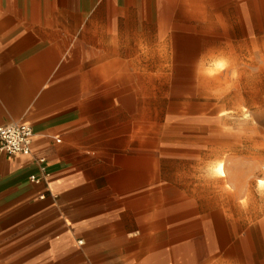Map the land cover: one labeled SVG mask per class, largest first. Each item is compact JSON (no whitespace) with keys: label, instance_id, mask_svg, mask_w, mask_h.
<instances>
[{"label":"crops","instance_id":"obj_1","mask_svg":"<svg viewBox=\"0 0 264 264\" xmlns=\"http://www.w3.org/2000/svg\"><path fill=\"white\" fill-rule=\"evenodd\" d=\"M192 1L0 0V125L34 133L0 157V264H255L132 115Z\"/></svg>","mask_w":264,"mask_h":264},{"label":"rangeland","instance_id":"obj_2","mask_svg":"<svg viewBox=\"0 0 264 264\" xmlns=\"http://www.w3.org/2000/svg\"><path fill=\"white\" fill-rule=\"evenodd\" d=\"M191 5L192 16L179 18L184 25L159 50L158 78L143 81L140 109L132 115L144 136L159 138L160 153L183 169L186 184L206 185L208 196L222 198L231 232L263 264L264 0ZM218 162L225 177L214 170Z\"/></svg>","mask_w":264,"mask_h":264},{"label":"built area","instance_id":"obj_3","mask_svg":"<svg viewBox=\"0 0 264 264\" xmlns=\"http://www.w3.org/2000/svg\"><path fill=\"white\" fill-rule=\"evenodd\" d=\"M33 129L28 123L2 124L0 125V157L29 155L33 145ZM42 176L31 175L30 181L39 183L48 176L45 167V159L39 158Z\"/></svg>","mask_w":264,"mask_h":264},{"label":"bare ground","instance_id":"obj_4","mask_svg":"<svg viewBox=\"0 0 264 264\" xmlns=\"http://www.w3.org/2000/svg\"><path fill=\"white\" fill-rule=\"evenodd\" d=\"M214 170L218 175H220L222 177L226 176L222 162H218L217 165H215ZM258 185L260 187H263L264 186V179H262V178L258 179Z\"/></svg>","mask_w":264,"mask_h":264}]
</instances>
